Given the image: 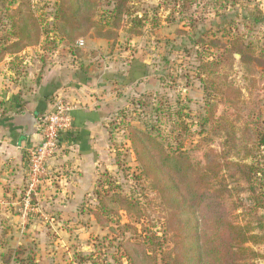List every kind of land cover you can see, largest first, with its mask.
Here are the masks:
<instances>
[{
	"label": "rangeland",
	"instance_id": "rangeland-1",
	"mask_svg": "<svg viewBox=\"0 0 264 264\" xmlns=\"http://www.w3.org/2000/svg\"><path fill=\"white\" fill-rule=\"evenodd\" d=\"M11 2L0 0V48L15 41L8 17L17 5ZM60 2L29 1L40 30L39 41L0 59V110L15 96L28 98L42 76L53 69L71 76L77 73L80 78L94 77L103 116L99 123V173L91 192L80 198L66 219H55V215L50 216L52 210L39 208L41 202L57 198L55 183L45 195H41L44 188L40 189V184L24 208L25 183L18 204L3 209L11 217L0 221V264H128L117 248L119 225L110 224V231L91 215L98 205L93 194L97 183L106 182L102 190L132 198L138 204L142 214L139 224L124 212L115 220L136 226L142 237H161L165 212L149 182L136 179L140 172L128 139L130 128L149 129L169 148L182 143L189 149L209 134V127L203 130L200 123L209 112L216 118L222 114L228 103L219 93L232 87L240 111L238 117L225 114V118L242 129L251 116L264 132V69L248 70L234 55L230 67L218 68L219 79L212 85L209 81L204 84L207 79L198 73L201 64L219 60L223 51L216 41L228 46L232 39L241 38L252 45L256 56L261 54L264 0H130V16L123 17L117 27H112L113 19L106 14L112 5L108 6V0H97L96 25L71 38L59 32L55 19ZM132 20H139L140 26ZM251 71L257 72L258 78L253 79ZM80 78L73 81L79 83ZM211 138L212 148L221 151L220 137ZM245 155L244 151L238 155L232 152L229 160L260 169L257 192L261 193L264 145L255 148L252 157ZM239 200L243 208L234 215L238 225L248 226L254 216L264 215L249 193L240 195ZM250 246L260 255L256 263L264 264V242Z\"/></svg>",
	"mask_w": 264,
	"mask_h": 264
},
{
	"label": "trees",
	"instance_id": "trees-1",
	"mask_svg": "<svg viewBox=\"0 0 264 264\" xmlns=\"http://www.w3.org/2000/svg\"><path fill=\"white\" fill-rule=\"evenodd\" d=\"M29 1L12 0L17 6L8 18L15 41L0 48V59L5 53L19 52L39 41L40 30ZM60 1L55 19L65 38L75 37L81 30L89 32L96 25L97 0ZM129 2L108 0L112 9L106 14L113 19L112 27H117L123 17L130 16ZM132 22L140 26L139 20ZM215 43L223 52L219 60L199 67L200 77L207 79L203 80L204 84L209 81L212 85L218 80V68L221 65L230 67L234 55L239 56L248 70L252 67L264 69V34L259 56L254 54L252 45L241 38L232 39L228 46ZM250 75L258 78L257 72L251 71ZM219 94L228 105L217 118L211 112L207 114L200 127L203 130L209 127V134L201 136L189 149L182 143L169 148L146 128L131 127L129 130L128 139L140 172L136 179L149 182L165 212L164 236L142 237L136 226L115 220L119 212H124L139 224L142 214L138 204L132 198L102 190L106 182L97 183L93 194L98 205L91 215L99 226L110 231H113L110 224L119 225L117 248L124 253L128 264H257L260 255L250 245L264 242V215L254 216L253 225L250 222L248 226L238 225L234 215L243 208L239 200L243 193L252 195L256 209L264 211V191L257 192L260 169L254 164L231 162L229 157L232 152L238 155L240 151L245 152V157H252L254 149L264 145V132L251 116L242 129L234 120L225 118V114H238L239 100L232 87H225ZM211 136L220 137L221 151L212 148ZM127 233L129 237L125 236Z\"/></svg>",
	"mask_w": 264,
	"mask_h": 264
},
{
	"label": "crops",
	"instance_id": "crops-1",
	"mask_svg": "<svg viewBox=\"0 0 264 264\" xmlns=\"http://www.w3.org/2000/svg\"><path fill=\"white\" fill-rule=\"evenodd\" d=\"M76 78H80L77 73L71 76L53 69L42 76L28 98L15 96L3 103L0 110V221L10 219L3 209L17 205L19 195L23 194L27 151L39 143L41 119L57 99H66L74 106L73 130L60 141L48 162L52 178L38 186L44 188L41 195H45L55 183L57 198L41 202L39 208L52 210L50 216L55 215V219H66L80 198L93 189L99 173V123L103 117L99 113V84L92 76L80 78L79 83L73 81ZM36 226L34 224L33 228Z\"/></svg>",
	"mask_w": 264,
	"mask_h": 264
},
{
	"label": "built area",
	"instance_id": "built-area-1",
	"mask_svg": "<svg viewBox=\"0 0 264 264\" xmlns=\"http://www.w3.org/2000/svg\"><path fill=\"white\" fill-rule=\"evenodd\" d=\"M82 46L83 43L79 42ZM74 106L68 101L57 99L52 109L40 122V141L30 148L27 163L26 194L24 208H28L38 186L51 176L48 162L63 138L73 130Z\"/></svg>",
	"mask_w": 264,
	"mask_h": 264
}]
</instances>
